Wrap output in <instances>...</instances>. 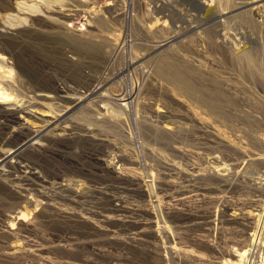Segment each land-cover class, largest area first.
<instances>
[{"label":"rangeland","instance_id":"obj_1","mask_svg":"<svg viewBox=\"0 0 264 264\" xmlns=\"http://www.w3.org/2000/svg\"><path fill=\"white\" fill-rule=\"evenodd\" d=\"M70 1L13 0L34 24L0 9L37 28L0 36V264H264V12Z\"/></svg>","mask_w":264,"mask_h":264},{"label":"bare ground","instance_id":"obj_2","mask_svg":"<svg viewBox=\"0 0 264 264\" xmlns=\"http://www.w3.org/2000/svg\"><path fill=\"white\" fill-rule=\"evenodd\" d=\"M68 1V0H67ZM72 1V3H83V1L82 0H71ZM70 1V2H71ZM190 1H192L193 3H198L199 1L198 0H190ZM66 1H64V3H65ZM59 3V2H58ZM66 3H68V2H66ZM206 3H208V2H206V0L204 1V0H202V2H201V4H202V6L204 7L205 6V4ZM38 3H34L33 4V7L31 8H28L29 10H31V12H28V11H26V9L23 7V8H20V7H17L16 5H15V3H13V0H0V9H2L3 11H8V13L10 14V15H12V13L14 12V11H16V15L17 16H19V15H24L25 17H27V19L29 18L30 20H31V22H32V24H34V20H35V17H34V14H33V12L35 13V11L37 12L38 11V13H40V12H42V9L40 10V5H37ZM209 4V3H208ZM34 5H36V6H34ZM66 5V4H65ZM240 9H242V10H244V11H246V13L247 12H249L253 17H262L263 15V12H264V0H245L244 2H242V3H238V5L237 6H235V7H233L232 9H230V10H228L227 11V15L229 14L230 16L234 13V12H236V11H238V10H240ZM64 9H60V10H56V9H54V11L55 12H59V16L61 17V18H64V17H66V16H68V14H63L61 11H63ZM40 11V12H39ZM45 13H47L48 15L49 14H51V13H53L54 11H52L51 9H44L43 10ZM37 13V14H38ZM36 14V13H35ZM53 14H55V13H53ZM249 15V14H248ZM221 15L219 14V16H218V18H217V20L218 21H221L220 19H221ZM17 18V17H16ZM28 21V20H27ZM58 21V20H57ZM56 21V22H57ZM24 23L26 22V21H23ZM22 22V23H23ZM55 22V23H56ZM26 24V23H25ZM25 24H23L22 26H16V27H10V26H7V25H5L4 23H0V25H1V27H3V28H1L0 27V36L1 37H9V38H14V39H16V40H18L17 38H19L20 40H23V38H31L32 36H31V34L30 33H32V32H36L37 31V28H34V27H26L25 26ZM31 24V25H32ZM57 25H59V28H63V26L61 25V24H57ZM34 26V25H33ZM51 27V26H50ZM54 27H56L55 25H54ZM216 28V27H215ZM263 28V27H262ZM216 30V29H215ZM59 31H60V29H59ZM264 31V30H263ZM32 34H36V33H32ZM61 34H63V33H61ZM217 34V33H216ZM21 35H22V37H21ZM118 35V34H117ZM66 37H68V36H66ZM77 37V36H76ZM218 37V36H217ZM70 38V37H69ZM74 38V37H73ZM72 38V39H73ZM78 38V37H77ZM172 38L174 39L175 37L174 36H172ZM62 39V38H61ZM65 39V38H64ZM76 39V38H75ZM25 40V39H24ZM27 40V39H26ZM31 40V39H30ZM78 40H80L79 38H78ZM77 40V41H78ZM105 39H103V41H104ZM170 40H172V39H170ZM169 40V38H167V39H165V40H163V41H161V43L162 44H154L155 46H164L166 43H168V41H170ZM215 40V39H214ZM28 41V40H27ZM26 41V42H27ZM40 41V40H39ZM63 41V40H62ZM69 41V40H68ZM124 41H125V39H124ZM38 42V41H37ZM83 42H85L84 40H83ZM0 43H1V41H0ZM25 43V42H24ZM93 43V42H92ZM99 43V42H98ZM87 44V43H86ZM86 44H82V46H85ZM102 44H103V42H102ZM105 44V43H104ZM126 44V43H125ZM24 45V44H23ZM90 45V44H89ZM88 45V46H89ZM97 45V44H96ZM121 45V44H120ZM123 45V44H122ZM91 46V45H90ZM103 46V45H102ZM117 47V46H116ZM151 47H152V45H151ZM115 48V47H114ZM99 49H101V48H99ZM98 49V50H99ZM116 49V48H115ZM152 49H153V47H152ZM7 51H9V48H8V45L6 44V43H1L0 44V53H6ZM101 51V50H100ZM102 53H100V52H98V53H100V58H101V56H103L104 55V50L102 49V51H101ZM95 53H97V51L95 52ZM113 53H116V51H114ZM95 55V54H94ZM97 55V54H96ZM98 57V56H97ZM250 57V56H249ZM252 57V59H254V57L253 56H251ZM0 58H4V59H7V57L5 56V55H3L2 57H0ZM99 58V59H100ZM102 59V58H101ZM251 59V58H250ZM249 59V60H250ZM256 60V59H255ZM251 61V60H250ZM254 61V60H253ZM98 62V61H97ZM4 63L5 62H3L1 59H0V66H4ZM163 63V62H162ZM256 64V63H255ZM165 65V64H164ZM160 66V65H159ZM177 66V65H176ZM162 67H164V66H162ZM161 67V68H162ZM175 67V66H174ZM186 67V66H185ZM264 67V66H263ZM169 68V67H168ZM176 68H178V67H176ZM170 69V68H169ZM171 72H172V70H170ZM169 71V72H170ZM178 71V70H177ZM168 74H170V73H168ZM172 74H173V72H172ZM179 74V73H178ZM184 74V73H183ZM187 74V73H186ZM173 76H176V73L175 74H173ZM19 78V77H18ZM178 78H180V77H178ZM187 81V80H186ZM188 82V81H187ZM7 85H9V87H10V83H7ZM187 85V84H186ZM131 91V92H130ZM134 95V91H133V88L132 87H130V88H128L127 89V91L123 94V96L121 95V97H116L115 99H118V100H120V99H127V98H131L132 96ZM15 97H13V92H11L10 90H9V88H7L5 85H1L0 84V103H10L13 99H14ZM27 108V107H26ZM6 111V107H4V106H0V112H5ZM31 112L32 111H27L26 113H28V114H31ZM45 113V112H44ZM44 113H41V115H50L49 113L48 114H44ZM66 113H68V112H66ZM65 113V114H66ZM42 120V119H41ZM36 142H32V143H30V141H26L24 144H23V146L21 145V146H18V147H16L15 149H12V150H10L9 151V153L3 158V159H5V158H8V156L9 155H12V157L14 156V155H18L19 153H23L22 151L26 148V146H24V145H33V144H35ZM174 201H176V202H184L185 200L184 199H181V198H176ZM259 240H261V237L259 236V237H255V239H254V243L256 244V246L257 247H259V244H258V241ZM206 243V244H205ZM203 244V243H202ZM204 244L206 245V247H207V250L208 249H214L211 245H212V243L210 244V242H204ZM214 245V244H213ZM148 247V246H147ZM134 248V247H133ZM135 248H136V250H137V252L138 251H141V247H140V245H136L135 246ZM134 248V249H135ZM147 250H150V247H148V249ZM214 252V251H213ZM239 253V256H240V258L238 259H228V264H243L242 263V258H243V260L246 258V257H248L249 255L250 256H253V253H254V250H252V249H247V250H242V251H240V252H238ZM175 255L176 254H173L171 257H175ZM188 261H184V264H189V263H187ZM166 264V263H165ZM194 264V263H193ZM196 264V263H195ZM198 264H208V261L207 260H202L201 262H199Z\"/></svg>","mask_w":264,"mask_h":264},{"label":"built area","instance_id":"obj_3","mask_svg":"<svg viewBox=\"0 0 264 264\" xmlns=\"http://www.w3.org/2000/svg\"><path fill=\"white\" fill-rule=\"evenodd\" d=\"M246 264H258L257 261H256V257L254 259V257L252 258L251 262L247 259L246 260Z\"/></svg>","mask_w":264,"mask_h":264}]
</instances>
